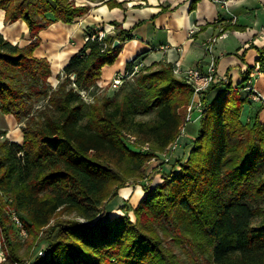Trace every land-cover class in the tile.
Instances as JSON below:
<instances>
[{
  "label": "trees",
  "instance_id": "16d2710c",
  "mask_svg": "<svg viewBox=\"0 0 264 264\" xmlns=\"http://www.w3.org/2000/svg\"><path fill=\"white\" fill-rule=\"evenodd\" d=\"M93 5L124 3L0 0L5 23L23 21L32 39L22 47L0 32V111L14 116L23 133L22 143L0 141V236L7 261L185 264L176 253L182 250L195 264L205 255L209 264H264V124L262 105L245 113L255 103L246 90L249 73L235 88L229 81L211 85L188 160L146 185L149 163L179 139L194 89L173 64L160 62L125 79L113 97L100 95L104 67L114 65L132 39L116 24L103 38L102 30L87 28L84 47L57 75L48 58L35 54L40 33L57 22L75 23ZM115 41L120 44L113 48ZM258 52L263 61L264 49ZM139 62L131 61L125 73ZM152 111L156 118H138ZM130 185L142 187L138 205L126 204L123 215L103 220L107 204ZM12 211L30 249L47 244L43 256L28 261L20 255Z\"/></svg>",
  "mask_w": 264,
  "mask_h": 264
},
{
  "label": "crops",
  "instance_id": "0c3cea01",
  "mask_svg": "<svg viewBox=\"0 0 264 264\" xmlns=\"http://www.w3.org/2000/svg\"><path fill=\"white\" fill-rule=\"evenodd\" d=\"M118 1L124 3L123 8L93 5L88 14L73 24L57 22L49 26L40 33L42 42L36 56L48 58L56 66L57 75L62 74L70 59L84 47L87 28L113 34L109 29L116 24L132 39L122 45L115 65L104 67L100 85L109 84L117 74L125 73L128 64L138 57L148 67L160 62L173 64L180 77L189 68L197 67L204 73L214 69L218 82L229 81L234 88L242 85L244 74L249 73L252 86L261 98L247 106L245 113L249 115L262 105L259 116L264 124V60L259 61L258 52L264 49V0H197L193 10L190 8L193 0ZM81 2L84 0H78V4ZM4 18L5 15L3 23ZM227 25L242 29H227ZM14 30L0 32L11 43L19 44ZM22 31L31 42L28 29ZM3 116L8 126L14 123L20 126V139L13 141L22 143L21 124L12 115ZM188 133L191 136L193 132ZM182 145H191L187 136L180 138L176 153L182 150L178 149ZM167 167L162 169L165 173ZM123 214L119 210L114 217L110 214L106 219ZM0 264H12L3 253L1 240Z\"/></svg>",
  "mask_w": 264,
  "mask_h": 264
},
{
  "label": "rangeland",
  "instance_id": "374dc122",
  "mask_svg": "<svg viewBox=\"0 0 264 264\" xmlns=\"http://www.w3.org/2000/svg\"><path fill=\"white\" fill-rule=\"evenodd\" d=\"M4 23H5V21H4ZM22 30L23 29L20 26H18L14 30L13 34L17 35L19 37V40H20L19 45L24 47V46L29 45L31 42H29L30 41L29 39H26L24 37L25 34H23ZM116 30L117 29H115V31ZM26 37H29V36H26ZM25 43H29V44L24 45ZM52 64L54 65V63H52ZM114 65H112V66H114ZM112 66H109V67H112ZM116 67H117V65H116ZM119 67H121V66H119ZM121 74H123V73H121ZM59 75L62 77L63 76V71H62V74H59ZM110 83L109 84L108 83L107 84H101V85L99 84V87H100L101 91H103L100 95H102L103 97H113L116 93H118V92H114L116 90H114V91L111 90V88L109 86ZM129 83L133 84L135 82L133 80V81H131ZM50 84L53 86V88H55L57 86V84H58L57 77H53L50 80ZM138 118L140 120H151V119H154V118H156V111H152L150 114H148L146 116H139ZM198 127H199V123L189 124V126L187 128V132H190V131L194 132L196 129H198ZM15 128H19L20 129V126L16 125L15 123L13 124L12 127L8 126L7 125V120L5 119V117L3 116L2 112L0 111V141H2L5 138H7V139H9V141L14 142L13 140L17 136V134H15V132H14ZM2 134H4V135H2ZM19 134H20V132H19ZM181 137H185V136L181 135ZM180 138L178 139V141L176 143H174L171 146V148H169V151L171 153V158H170L169 162H166V161L164 162L162 160V156L165 153L164 152V153H159L158 154L159 157L157 159H153L149 163V165L147 167V170H146L147 178L144 181V184H146V185L147 184H151V186H154L156 183H158L162 179L163 173H165L162 169H164L166 165H168L166 170H168V172H170L172 170H175V164H178V163L184 164L188 160V156H189V153L191 151L189 148H190L191 145L190 146L182 145V147L178 148V149L182 148V150L180 149L181 152L179 151V152L176 153L177 146L179 144ZM174 162H175V164H174ZM176 170H177V168H176ZM138 188H141V190H142V187L140 185H135V186L134 185L133 186L130 185L128 187H124V188L120 189L118 195L107 204L106 209H105V216H103L102 219L106 220L108 215H110V214L113 215L114 213L115 214L119 213V210L124 212V210L122 208L125 207L126 204H128L131 207H134L135 205H138V202H137V204H135V201H134L135 198H136V195L138 194ZM125 189L130 191L128 197H126V196H124L122 194V192L126 191ZM130 217L134 220V215H133L132 212L130 213ZM18 237H19V239H20V241L22 243V251H20V255H22L23 257H26L28 259V261H32V259L37 255V253L39 251H44V249L47 246L46 243H37V244H35L33 246L34 248L31 247V249H30L29 248V239L27 237L26 238H22L19 233H18ZM197 252H199V251H197ZM176 253L180 256L182 261L185 262V264H195V263H193L191 261V259H190L191 257L188 254H185L184 251L176 250ZM200 256H201V253L199 254V257ZM207 258H209V255H205V256L201 257L199 259V263L200 264H209L207 262Z\"/></svg>",
  "mask_w": 264,
  "mask_h": 264
},
{
  "label": "built area",
  "instance_id": "2783aa9c",
  "mask_svg": "<svg viewBox=\"0 0 264 264\" xmlns=\"http://www.w3.org/2000/svg\"><path fill=\"white\" fill-rule=\"evenodd\" d=\"M109 31L111 33H114L115 27L113 26L112 29H110ZM106 34H107L106 31L100 32V38L105 37ZM87 39L88 38H86V40ZM144 66H145V63H144V61H142V62H139L138 64H135L133 66L132 71L129 74H127V73L117 74L109 85L111 90L119 89L123 85L125 79L133 78L134 75L136 73H138L140 71V69ZM175 72H176V74L179 73V71H177V70H175ZM183 78L185 79V81L189 85H191L193 87L194 95H193V98H192L191 102L189 103V105L185 108L184 120H183V125L180 129L179 138L181 137V135L187 136L190 139V141L192 142L195 138L193 135H191V136L188 135L189 133L187 132V128H188L189 124H192V123L194 124V123L198 122L199 119L201 118V115H202L203 110H204V103L202 101V97H203L204 93L211 87V85L214 83H217L218 80H217V76H216L214 69H211L209 73H204L201 70H199V68H197V67L187 69L184 72ZM252 84H253V80H252V78H250L246 82V86H247L246 90L253 92L251 97L254 100H260L261 97L254 90ZM171 146L169 148H171ZM170 158H171V153L168 149L164 153V155L162 156V160L164 162L165 161L169 162ZM11 218L14 222V225L19 230V234L21 235V237L26 238L28 236L27 231H26L25 227L23 226V223L21 222L19 216L14 211L11 212ZM0 240H1V236H0ZM1 246H2V244H1ZM3 253L5 255L4 251H3ZM38 254L43 256L44 252L39 251Z\"/></svg>",
  "mask_w": 264,
  "mask_h": 264
},
{
  "label": "bare ground",
  "instance_id": "6f19581e",
  "mask_svg": "<svg viewBox=\"0 0 264 264\" xmlns=\"http://www.w3.org/2000/svg\"><path fill=\"white\" fill-rule=\"evenodd\" d=\"M3 17H4V11L0 10V31H2L3 33H8L11 29H16L18 26H20L23 30H27L28 27L26 25V23H24L23 21H17L16 23H13L11 25H5L3 23ZM55 70L57 69L56 66L54 65ZM15 134H17L15 139H20V129L19 128H15L14 129ZM143 190H141V188H138V194L136 195L135 198V204H137V202L139 201V199L143 196ZM130 191L126 190L124 192H122V194L126 197L129 196ZM115 216V213L112 215V217ZM135 219V217H134Z\"/></svg>",
  "mask_w": 264,
  "mask_h": 264
},
{
  "label": "water",
  "instance_id": "95a60500",
  "mask_svg": "<svg viewBox=\"0 0 264 264\" xmlns=\"http://www.w3.org/2000/svg\"><path fill=\"white\" fill-rule=\"evenodd\" d=\"M119 44H120V42H119V41H115V43H114V45H113V48H116V47H118V46H119ZM73 78H74V76H73Z\"/></svg>",
  "mask_w": 264,
  "mask_h": 264
}]
</instances>
